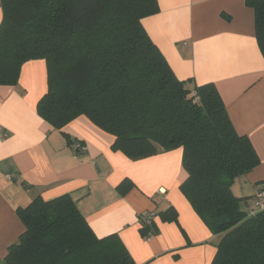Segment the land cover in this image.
<instances>
[{"label":"trees","instance_id":"trees-1","mask_svg":"<svg viewBox=\"0 0 264 264\" xmlns=\"http://www.w3.org/2000/svg\"><path fill=\"white\" fill-rule=\"evenodd\" d=\"M1 1L0 85H16L25 62L45 59L48 90L37 111L56 129L86 115L115 136L114 150L134 160L157 146L182 147L187 178L180 190L222 236L211 264H264V208L232 188L260 158L235 129L216 84L188 86L149 36L142 21L159 12L158 0ZM246 4L264 56V0ZM17 212L26 229L6 264H136L117 233L96 235L69 194L38 196ZM155 215H140L145 238L159 232ZM157 215L178 220L173 206Z\"/></svg>","mask_w":264,"mask_h":264},{"label":"crops","instance_id":"crops-1","mask_svg":"<svg viewBox=\"0 0 264 264\" xmlns=\"http://www.w3.org/2000/svg\"><path fill=\"white\" fill-rule=\"evenodd\" d=\"M158 3L159 12L142 21L151 39L188 86L216 84L235 129L257 151L260 164L232 187L252 199L264 182V56L255 11L246 0ZM47 90L45 59L25 62L16 85H0V129L7 133L0 138V264L26 229L17 208L63 194L97 236L117 233L136 264H211L222 236L210 231L180 190L187 178L183 148L157 146L156 154L134 160L114 150L115 136L86 115L56 129L37 111ZM78 142L84 150L76 149ZM170 206L178 220L164 222L157 214ZM147 211L156 213L159 232L145 238L140 215Z\"/></svg>","mask_w":264,"mask_h":264},{"label":"built area","instance_id":"built-area-1","mask_svg":"<svg viewBox=\"0 0 264 264\" xmlns=\"http://www.w3.org/2000/svg\"><path fill=\"white\" fill-rule=\"evenodd\" d=\"M7 137V133H4L1 129H0V138H5ZM75 147L77 150H84L85 147L81 144V143H76ZM255 208H264V189L259 188L257 194L255 195ZM144 216H151L153 214L152 211H147L142 213Z\"/></svg>","mask_w":264,"mask_h":264},{"label":"rangeland","instance_id":"rangeland-1","mask_svg":"<svg viewBox=\"0 0 264 264\" xmlns=\"http://www.w3.org/2000/svg\"><path fill=\"white\" fill-rule=\"evenodd\" d=\"M237 183H239V182H237ZM237 185H238V184H237ZM235 191L241 193V189L238 188V186H235Z\"/></svg>","mask_w":264,"mask_h":264}]
</instances>
